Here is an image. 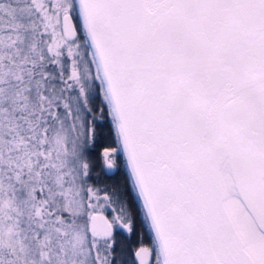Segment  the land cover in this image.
I'll return each instance as SVG.
<instances>
[{
    "label": "snow or ice",
    "instance_id": "6c2138e0",
    "mask_svg": "<svg viewBox=\"0 0 264 264\" xmlns=\"http://www.w3.org/2000/svg\"><path fill=\"white\" fill-rule=\"evenodd\" d=\"M0 264H264V0H0Z\"/></svg>",
    "mask_w": 264,
    "mask_h": 264
}]
</instances>
